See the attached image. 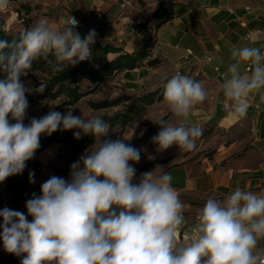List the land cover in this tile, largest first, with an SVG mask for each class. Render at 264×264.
Wrapping results in <instances>:
<instances>
[{"label":"clouds","instance_id":"1","mask_svg":"<svg viewBox=\"0 0 264 264\" xmlns=\"http://www.w3.org/2000/svg\"><path fill=\"white\" fill-rule=\"evenodd\" d=\"M8 5L9 0H0V11ZM65 23L61 30L41 17L17 38L0 39V72L5 73L0 79V182L23 172L40 148L41 135L75 129L76 139L87 135L95 143L71 165L69 180L50 177L41 194L26 202L31 221L20 211L0 210L4 250L22 256L20 264H264V250L258 247L264 240V195L236 187L223 200L210 196L192 233L181 239L185 205L172 176L155 169L134 183L133 164L140 161L141 150L125 138H107L111 126L101 116L50 110L24 123L27 94L47 87H26L21 79L35 61L51 56L53 70L63 72L92 58L95 30L82 38L75 17ZM231 59L221 90L229 115L239 120L247 116L248 98L264 90V51L234 46ZM163 79L164 102L177 123L160 120L151 140L158 151L174 145L194 151L203 129L187 119L208 92L202 81L179 72Z\"/></svg>","mask_w":264,"mask_h":264},{"label":"crops","instance_id":"2","mask_svg":"<svg viewBox=\"0 0 264 264\" xmlns=\"http://www.w3.org/2000/svg\"><path fill=\"white\" fill-rule=\"evenodd\" d=\"M45 7L56 14L51 23L57 27L74 14L81 24L78 33L82 38L95 30L92 69L110 61L134 60L132 67L112 71L120 73L130 90L141 84L150 89L163 86L164 76L170 78L176 72L211 83L213 89L207 91L211 107L202 103L187 119L196 124L209 119L218 120L223 127L235 124L237 119L229 115L221 90L227 69L234 63L231 50L234 46H255L264 51V0H52ZM132 24L137 32L131 31ZM146 48L150 51L144 60L141 53ZM146 61L150 62L146 65ZM246 71L242 64L241 72ZM248 103L245 119L254 138L241 156L149 170L156 169L159 174L162 168L172 176V186L185 205L181 231L195 225L210 196L223 200L236 187L264 195V90L252 94ZM227 116L231 120L223 123ZM258 247L264 250V240Z\"/></svg>","mask_w":264,"mask_h":264},{"label":"rangeland","instance_id":"3","mask_svg":"<svg viewBox=\"0 0 264 264\" xmlns=\"http://www.w3.org/2000/svg\"><path fill=\"white\" fill-rule=\"evenodd\" d=\"M23 1L31 6V11L26 17L24 10L10 0L7 9L0 11L5 22L4 28L10 34L30 28L41 17H46L51 22L56 16L50 7H45L47 4L51 5L52 0ZM18 10L19 13H17ZM66 26L65 23L59 28L62 30ZM80 28L79 22L75 30L79 32ZM149 51V48L144 49L141 59L147 60L146 53ZM92 60L93 57L84 64L88 68H93ZM149 62L146 61V65ZM171 75L173 74L169 76ZM38 77L39 75L34 72L21 79L26 87L34 89L35 79ZM203 83L207 91L213 89L211 83ZM79 84L84 94L73 105L61 107L60 104L64 99L62 96L55 99H41L29 105L24 123L28 124L33 117H43L50 110L63 114L72 110L73 115H82L84 118L93 115L101 116L111 126L107 138L113 140L125 138V143L141 150L140 161L133 164L136 169L134 180L155 166H170L178 163L199 164L218 159L224 162L237 158L250 147V142L254 138L250 122L245 118L236 120L235 124L230 127L219 125L216 119H209L201 124L187 121L189 125H196L203 129L202 136L196 140V150L184 152L174 145L165 151H158L157 145L151 140L160 131L157 123L162 119L177 123L164 102L163 86L150 89L147 85L141 84L139 88L130 90L127 88L126 81L120 77V73L112 74L110 78H103L94 83L80 78ZM31 94L32 92L27 94V100ZM203 105L210 108L212 103L207 98ZM228 119L224 117L222 122L227 123L231 120L229 117ZM75 131V129L58 130L51 136L41 135L40 142L48 137L57 141L49 143L37 153L35 159L29 160L21 174L10 176L0 182V210L9 208L20 211L31 221L32 217L27 215L26 202L33 198V194L36 196L41 194V185L50 177L58 176L69 180L71 169L67 170V166L71 161L73 163L79 161L86 149L95 143L94 138L87 135L76 139L73 134ZM30 173H34L32 183L29 181ZM12 255L4 250L2 239H0V264H20L22 256H17L12 261L4 263Z\"/></svg>","mask_w":264,"mask_h":264},{"label":"trees","instance_id":"4","mask_svg":"<svg viewBox=\"0 0 264 264\" xmlns=\"http://www.w3.org/2000/svg\"><path fill=\"white\" fill-rule=\"evenodd\" d=\"M14 1L20 8L25 12L24 16L31 11V6L24 2L23 0H10ZM19 13V10L18 12ZM19 15V14H18ZM5 22L3 17L0 15V39L12 40L18 37L19 32L15 34L8 33L5 28ZM48 60H52L54 63V58L49 57ZM43 58L35 61L33 63L32 69L28 74L37 73L38 78L35 79V88H38L40 83L46 84V89L43 93L32 92L29 96L28 104L33 105L35 102L41 99H55L62 96L64 99L61 102V107L71 106L77 102L81 96H83L84 91L81 90L79 80L80 78L87 79L89 82H98L103 78H110L112 76V71L120 70L125 67H132L134 65V60H127L121 62L119 60L106 62L97 68H88L84 63H79L75 66H68L63 72H56L53 70V65ZM5 78V73L0 72V79ZM34 88V89H35ZM52 137H48L40 142V148L36 151L35 156L38 152L43 150L49 143L54 142ZM35 156L33 159H35ZM73 161L67 166V170L71 169ZM2 222V217H0V224ZM17 256L12 255L5 260L4 263L12 261Z\"/></svg>","mask_w":264,"mask_h":264},{"label":"built area","instance_id":"5","mask_svg":"<svg viewBox=\"0 0 264 264\" xmlns=\"http://www.w3.org/2000/svg\"><path fill=\"white\" fill-rule=\"evenodd\" d=\"M166 1L174 3V2H176L177 0H166ZM70 15L73 16V17H75V18L79 21V19H78V17H77L76 15H74V14H70ZM70 15H68V17H69ZM68 17H67V18H68ZM67 18H66V20H67ZM130 29H131V31H133V32H137V29H138V28H137L136 24H132ZM88 61H89V60L82 61L81 63H87ZM192 229H193V226H192V227H189L188 229L183 230V232H182V234H181V239H183V237L186 236V235H190V234L192 233ZM185 242H187V241H185Z\"/></svg>","mask_w":264,"mask_h":264}]
</instances>
